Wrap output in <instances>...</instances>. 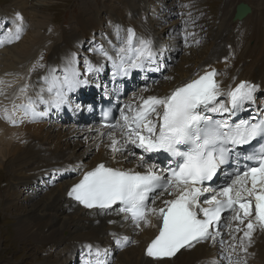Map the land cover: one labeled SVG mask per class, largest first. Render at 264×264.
I'll return each instance as SVG.
<instances>
[{
    "label": "snow or ice",
    "instance_id": "snow-or-ice-1",
    "mask_svg": "<svg viewBox=\"0 0 264 264\" xmlns=\"http://www.w3.org/2000/svg\"><path fill=\"white\" fill-rule=\"evenodd\" d=\"M23 21L22 14L16 13L13 27L0 35V47L21 39ZM117 38L120 39L119 29ZM184 39L187 43L188 37ZM152 45L150 39L137 38L129 28L127 37L115 49V56L103 46L92 51H98L112 63L114 75L126 77L135 69L145 70L146 65L155 63L157 53ZM36 67L44 65H34L32 71ZM84 67L87 75L102 71L103 65H94L86 58ZM60 72L57 75L56 69H49L48 75L42 78L46 88L37 93L36 99L27 96L26 103H13L11 113L5 110V119L15 125L24 118L46 115L47 111L37 113V101L60 109L67 103L68 93L88 83L87 79H81L75 53ZM218 75V70L210 67L170 94L141 96L135 107L127 104L120 109L119 120L105 124L110 138L107 147L113 159L117 153L126 151L134 156L131 145L144 154L167 153L171 157L168 167L148 163L150 156L146 158V155L139 157V165L146 169L143 172L100 163L84 172L68 192L79 204L101 214L118 205V213L123 214L125 221L131 220L137 229L142 224L151 225L152 217L158 218L159 233L146 248V255L158 262L175 257L182 249L210 241L220 245L216 264H247L240 253H248L257 227L264 230V112L233 122V117L244 111L246 105L255 103L259 86L240 81L234 87L225 88ZM27 88L25 85L21 92L26 93ZM17 111L21 113L19 118ZM254 142L259 144V150L250 151L244 157L253 164H245L243 170L233 167L225 174L226 183L218 189L211 187L209 182L234 157L239 158L237 150L252 147ZM165 196L170 198L164 199ZM158 198L163 207L155 206ZM228 212L231 214L224 217ZM225 234L228 239L224 238ZM113 236L119 247L130 242L127 236L115 233ZM86 248L93 258L85 264H108V249L96 247L93 251L92 244Z\"/></svg>",
    "mask_w": 264,
    "mask_h": 264
},
{
    "label": "bare ground",
    "instance_id": "bare-ground-1",
    "mask_svg": "<svg viewBox=\"0 0 264 264\" xmlns=\"http://www.w3.org/2000/svg\"><path fill=\"white\" fill-rule=\"evenodd\" d=\"M15 2L18 3V6L21 7L20 8L21 10H25L24 6L29 5L27 3V0H23V1L15 0ZM234 3H235L234 0H225V2L223 3L218 25L216 26V29L212 33V37H211L212 43L216 41H221L219 48L214 49V52L223 53L225 51L223 62L232 65L234 69V76H230L231 79L237 76V79L247 78L253 81H260L261 83L260 85L262 88L258 90V93L261 94L262 98L264 99V93L261 92L262 90H264V5L263 4L260 5V8L256 10L257 13L255 14L249 13L250 15L248 17H243L240 20H235L233 19L235 13V5H236ZM134 5L136 4L134 3ZM26 10H27V12L25 13L26 23H24V27H26L27 24L29 25L30 30H28L27 33L24 34V36L19 41L7 45L6 47L5 46L0 47V118H1L0 120H2V123H0V152L4 156L3 162L5 163L6 161L7 168L10 170L13 169L12 171L13 173L16 170L15 166L18 165H20V170L17 169L19 170L18 172L19 174H25L26 172L29 173V176L28 178L26 177V179L24 177H18L13 179L14 180L13 186H15L16 191L11 192L13 194L7 197V203L8 204L12 203L14 200L13 198L19 195L20 197H22L23 194H25L28 197L31 196L30 198H32L33 195H35L37 192L42 190L41 187L37 185L34 186L32 180L36 176V174L39 173L40 169L49 168L51 166H62L65 162L70 163L69 164L70 166H75L74 164L76 163L78 156L83 158L82 159L83 170L89 169L95 162H100V161H106L108 165L115 166L116 168H121V169L126 168L137 171L144 168L143 166L139 165V159L132 161V163L127 161L126 158H130L131 156L128 154L127 151L123 153H117L115 155V159H113V153L111 152V149L109 151L108 149H105L103 147V143L100 144L101 146L99 145L100 150L98 149L96 151L95 153L96 155L91 160L86 161L84 158L87 152L85 151L86 149H84L83 151L81 150L79 155H76L78 154V151L77 153L76 152L74 153L75 150L72 149L77 147L78 148L77 150H80V148L82 147L81 143L76 142V144H74V146L72 147L70 145L71 141L64 140L62 142V139L66 138L67 136L65 137V135H61L58 130L59 126L54 123L51 124L52 123L51 121H50L51 123L45 122L48 123L49 125L48 129L44 130V128L47 127L46 124L43 123L41 124L42 126H38L39 125L38 124L25 130L23 129L25 128L23 122L26 120V118H24L22 123L18 122L15 125L12 124L9 120L5 119V110L11 113L13 108V103L22 104L20 103L22 102L21 95L22 94L24 95L25 92H21V89L23 87L17 88L15 86L16 85L25 86L26 85L25 82L21 83L23 82L22 79L29 77L28 84L30 89H33L32 86L34 81H37L39 79L38 75L40 72L38 73L32 72L29 76H27L28 68H25L24 62H26L29 59V57L34 53V51L37 50V49L34 50L35 48L34 42L36 39H38L39 31L42 30V27L46 25L44 19L45 16L41 14L40 11L41 9L33 5L26 7ZM14 19L15 17L13 15L9 14L8 12H3V10H0V28L2 27L4 22L9 23V26L13 27ZM229 19H232L231 21L234 22L244 20L253 23V25L251 26L248 25V27L244 26L241 29H237V31L235 32L232 28L233 26H231V22L229 21ZM86 22H89L88 27L89 26L93 27L95 24L98 23V21H93L92 23L91 21H85V23ZM120 24L122 26V23ZM142 26L145 27V25ZM145 28L146 29H140L138 31L149 33L150 30L147 31V27ZM174 29L175 27L172 23L168 27L166 26V28H164L162 31L155 34L154 32L152 33L154 36L158 35L159 40H161V38L165 34L167 33L172 34L174 32ZM57 36L58 35H56V37ZM66 41L68 40L66 39ZM71 44L67 46H70ZM175 44L176 43H173V45H167L165 42H163L162 44L158 43V47L160 48L161 51L159 53V57L162 58V61L163 58L167 56L166 54L169 55V52L175 49ZM75 46L76 45H72L71 47H69L70 48L69 51H72L74 49L73 47ZM169 46H171V48H169ZM3 49L6 50H4L3 52L2 51ZM31 51L33 52L31 53ZM211 51H212V47L210 46L207 48V52L205 55L207 56ZM173 56L175 57V55H170V57L172 58ZM206 56L202 61L192 60L189 58H183V61L184 63L185 62L193 63L197 61L198 64H196L195 67H197L198 65H200L201 67V65H207V64H212L211 66H216V64L213 61H209L208 59H206ZM198 57L199 56H197V59ZM57 60L58 59H55L54 57L52 59L50 58L46 60L47 66L45 68L46 72L45 70L44 72L48 74L49 69H53L56 66L58 67V65L55 64V61ZM159 68L160 70H166L168 69V66H165L164 68L161 67ZM183 70L184 73L173 77V80L175 82L170 86L167 81H161V83H159L158 85H152L154 88L152 89L151 93L157 94L159 93V91H163V90L170 91L174 87L182 83L185 79L192 77L191 74L193 72V68L187 67L185 69L183 68L178 69V71H183ZM201 71H204V67H202L199 70V72ZM218 72L219 75L217 79H219L222 82V86H225V83H227V81L225 80L224 76L221 75L219 70ZM172 73L173 72H171V74ZM169 74L165 72V75H169ZM37 86L38 89H40L41 85L39 83H37ZM111 87L114 90L116 88V84L114 83L113 86L109 84L106 87V91L109 92V90H111ZM97 99H98L97 93L91 94V97L89 99L90 103H87L89 105V109L87 111H83V113L79 115L80 118H82L83 120L84 118L87 119L89 118L91 120H94L96 112L95 109L91 107V103L96 101ZM36 108L39 109L41 107H39L38 104H36ZM43 111H46V109H44ZM20 116L21 113L17 111L16 117L19 118ZM20 128H22L23 130H21ZM94 129H98L97 130L98 133H94L93 131ZM87 130H84L86 131L85 136L87 138L90 137V139L92 138L93 139L92 142L107 138L106 144L110 143V138L105 137L109 129H102L98 125L97 126L93 125L91 129V131L93 132ZM18 131H21L22 133L15 135ZM67 131H68L67 133L70 134V136L72 135L75 136L81 133L79 129L78 130L68 129ZM92 133L96 134V136L93 135ZM22 135H26L27 137L21 138ZM22 139H28V140L27 142H24ZM26 143H32L34 145V149L31 151V153L29 154L27 153V155L29 156L25 158L24 156H22L23 154L21 148ZM10 144L12 145L9 148ZM70 146L72 148H70ZM87 146H88L87 148H89L91 147V144ZM222 175L223 172L220 171L219 179L222 177ZM76 179L77 178L73 176L60 179V183L57 189L48 193L44 197L41 204L39 203V201H36L33 204L34 206L39 208L32 210V213L29 212L25 213L24 210H22L23 214L17 220L23 232H27L32 237L39 236L38 234L42 226H50L48 231L49 235H52L54 233H56L57 235L60 234L63 235V232L66 231L65 236L67 237L68 245L65 250L67 251L64 253L62 257H58L59 261H57L54 264H67L71 259V254L74 252L75 249H77V246L82 244L83 242H88V238L92 236L94 237L96 236L99 240L104 241L109 246L113 247L111 231L121 232L123 234L131 235L132 238V242L126 248H124L123 250H116L119 251L117 252L116 255V260H115L116 264H206V263L216 264L217 256H218L217 250L220 249V245H217L216 247H211V246L209 247L207 246L208 242H205L203 244H198L188 251L181 250L176 254L175 257L171 259L166 258L162 262H158L154 259H151L146 255L145 242L153 234V232L156 231L159 225V221L158 223H155L156 217L151 218L152 219L151 225L142 224L141 227L137 229L132 224L131 220L125 221L123 219V214L108 213L102 217L94 216L93 215L94 210L87 209L79 204L78 206L72 205L71 198L66 195V191L68 187ZM212 187L218 189V187H214V186ZM21 191H24V193L19 194ZM26 196L22 197L23 198L22 200L25 202H27V200L30 199ZM168 198L170 197L168 196L164 197V199H168ZM21 204H23V202L17 203V205H21ZM4 206H6V204ZM155 206L157 207L162 206L161 199L159 198L157 199ZM109 221H115V223H109ZM107 226H109V228H107ZM78 230L79 232L77 233ZM45 237L46 234H43V236H41V238H45ZM64 240L66 239L63 238L62 242L60 240H58L57 242H61L59 244L64 245ZM57 242L54 243L52 241V244L51 245L48 244L46 247L49 248L50 252H54L52 256L55 257H57V255L60 254L63 250V247L62 248L58 247ZM100 248L105 249L106 244L103 245L100 244ZM252 251L254 253L253 255L251 254ZM244 255L247 264H259V263L264 264V237L263 236L259 237L255 246L251 247V249L248 251V255L246 256L245 253Z\"/></svg>",
    "mask_w": 264,
    "mask_h": 264
},
{
    "label": "rangeland",
    "instance_id": "rangeland-1",
    "mask_svg": "<svg viewBox=\"0 0 264 264\" xmlns=\"http://www.w3.org/2000/svg\"><path fill=\"white\" fill-rule=\"evenodd\" d=\"M179 1L180 0H176V1L174 0H136V1L135 0H27V3L29 5H26V6L22 5L24 6L25 10H21L20 9L21 7L18 6V3L15 2V0H0V10H3V12H8L9 14L15 17V14L9 11L16 8L18 12L24 16L23 23H26V15H25V13L27 12L26 7L30 5L36 6L39 9H41L40 10L41 14L45 16L44 19H45L46 25L43 26L42 30L39 31L38 39H36L34 42L35 43L34 50L35 49L37 50H35L34 53L29 57V59L26 62H24L25 68H28L27 63L30 62V64H33L34 60H37V56L40 54V52L44 51L43 48H45L46 51H48V53L46 54L44 58L45 60H48L50 58L52 59L53 57L55 59H58L61 55L65 54L66 52H70L69 47H71L72 45H76L78 41H84V40L86 41V38H88L89 42L94 41V40H102L103 34L98 38V35H96L95 33L101 32V29H104L103 24L108 22L109 18H110V21H114V23L111 25V29L120 30L126 26H130L129 24H131V25H136L140 29H146L145 27H147V31H148V30H151V27L149 26V24H147V21L143 17V13L146 12V9H147V12L144 14L145 17H147V20L149 19L148 14L150 11L151 12L150 20L152 21V23L156 24V28L152 29V32H154V34L162 31L164 28H166V26L168 27L172 23L175 27V24L179 25L178 19H174L176 12L179 11V7L182 5V2L179 3ZM185 1H186L185 5H189V7H191L189 9H192L193 11L191 14L187 15L188 20H190V22L193 21V23L189 22V25L191 24L194 25V23H197L198 29H200L201 31L200 37L202 38L199 40L200 44L198 43V47L195 46L193 49H189V50L184 48V50L182 49L180 52L181 43H180L179 35L178 36L176 35L177 32L176 33L173 32L172 34H169V33L165 35L163 34L164 36L161 38L160 43L165 42L167 45H173V43H176L175 49L173 51H170L169 55L166 54L167 56L163 58L162 62H159V67L164 68L165 66L169 67L168 61L174 59L172 68L168 72H166L167 74H169L170 72V74L164 75V81L170 80V82L172 83L174 81L173 77L184 73V70L178 71V69L180 68L185 69L187 67H191L194 69L195 65L198 64L197 61L204 60L206 56L205 54L207 52V48L211 46L212 51L206 56V59H208L209 61H213L216 64V67L220 71L221 75L224 76L227 83L230 82L232 80L230 76H234L233 66L223 62L225 51L223 53L214 52V49L219 48L221 41H216L212 43V40H211L212 33L215 31L216 26L218 25L219 17L221 15V9H222V6L225 0H185ZM240 1L248 3L251 6L250 14L257 13L256 10L260 8V5L261 4L264 5V0H258V1L257 0H252V1L234 0L235 2L234 4H237ZM134 3L136 5H134ZM162 7H165L167 9L164 11ZM164 12H167L166 16L164 15ZM250 14H247V16L245 17H248ZM231 20L232 19H229V21L231 22V26H233L232 28L235 32L237 31V29H241L244 26L248 27V25L249 26L253 25V23H250L244 20L237 21V22H234ZM85 21H91V23L93 21H98V23L95 24L93 27L92 26L88 27L89 22L85 23ZM4 23L7 24V22H4ZM4 23L2 27H4ZM116 23H118L119 25ZM120 23H122L123 27L121 26ZM142 25H145V27ZM108 31H110V28H108ZM56 35L58 36L56 37ZM110 37L112 38L113 35ZM194 37L191 38L192 41L196 40L197 39L196 37H198V35L195 33ZM68 38L69 39L71 38L70 41ZM66 39L68 41H66ZM69 44L71 45L67 46ZM169 48H171V46H169ZM4 50L6 49H3L2 51L4 52ZM32 52L33 51H31V53ZM37 52H39V54H37L35 57V54ZM170 55H175V57L173 56L172 58L170 57ZM197 56H199L198 59H197ZM183 58H189V59L197 60V61L193 63L185 62L186 63L185 64L183 61ZM36 70L38 71H30L28 68L27 76H29L32 72L38 73L41 71L40 69H36ZM171 72L173 73L171 74ZM165 77H168V79H165ZM22 80L23 82L21 83L25 82V84H28L29 77L23 78ZM15 87L24 88V86H17V85ZM261 92L264 93V90H262ZM22 97H23V94L21 95V98ZM87 103H90L89 100ZM36 111L37 113L44 112L43 109L41 108L39 109L36 108ZM37 117L38 119H36L35 121H32V120L35 119L36 117L26 118V120L23 122L25 125V128L23 129L26 130L38 124H39L38 126H42L41 124L45 122H48V123L52 122L51 124L54 123L58 125L59 126L58 130L60 134L65 135V137L67 136L66 138L62 139V142L64 140H69L71 141L70 145L72 147L74 146V144H76V142L81 143L82 147L80 148V150H77L78 149L77 147L72 148L70 146V148L75 150L74 153L75 152L77 153L78 151V154L76 155H79L81 150L83 151L84 149H86L85 151L87 152L84 157L86 161L91 160L96 155L95 153L100 148L101 146L100 144L102 143L105 149H108V151L110 150V148L107 147L108 144H106L107 138L92 142L93 140L92 138L90 139V137L87 138L85 136L86 131L84 130H87V128L89 127L87 131H91L92 126H93L89 123V121H85L84 123L77 124V125H76V122H77L76 120H74L75 122L66 121L61 124L62 117H56L54 120L48 119L49 117H47V115H43V116L39 115ZM0 123H2V120H0ZM48 123H45L47 128H44V130L49 128ZM95 125L96 124H94V126ZM20 129L23 130L22 128ZM68 129H71V130L79 129L81 133L75 136L74 135L70 136V134L67 133ZM97 130L98 129H94L93 130L94 133H98ZM94 133L92 134L96 136V134ZM106 135L105 137H108V135L107 136ZM25 137L27 136L26 135L21 136V138H25ZM22 140L24 142H27L28 139H22ZM12 144L9 145V148L11 147ZM90 144H91V147L87 148L88 147L87 145H90ZM33 149H34V145L32 143H26L21 148V151L23 154L22 156H24L25 158L28 157L29 155H27V153L28 154L31 153ZM135 155L130 156V158H126V160L132 163V161L139 159V158H136ZM80 159H83V158L78 156L77 160H80ZM3 161H4V156L0 152V264H49V263L54 264L56 263L57 261H59L58 257H62L64 253L67 251L65 250L68 245V242H67L68 240H67V237L65 236L66 231L63 232V235L61 234L57 235L56 233L49 235L48 231H49L50 226H42L38 234L39 236L32 237L27 232H23L17 220L20 216H22L23 214L22 210H24L25 213L26 212L32 213V210L39 208V207L34 206L33 204L36 201H39V203L41 204L44 197L48 193L57 189L60 183V180L55 185L49 187L47 190L42 189L39 192H37L35 195H33L32 198L28 199L27 202L22 200L23 199L22 197L25 196V194H23L22 197H20V195L16 196L15 198H13L14 199L13 202L8 204L7 197L13 194L11 192L16 191L15 186H13V182H14L13 179L18 178V177H24L26 179V177L28 178L29 173L26 172L25 174L27 175L19 174L18 172L20 170V165L15 166L16 170L14 169L15 172L13 173L12 172L13 169L11 170L8 169L6 166V161L5 163ZM59 179H61L60 176H59ZM21 193H24V191H21L19 194ZM21 201L23 202V204L21 205H24V206L17 205L18 202L22 203ZM5 204L6 206H4ZM79 222H80V219H79ZM107 228H109V226H107ZM78 232L79 230L77 231V233ZM43 234H46L45 238H41ZM63 238L66 239L64 240V245L62 244L60 245L59 243L63 241ZM58 240H60L61 242H57ZM90 240L100 242V243L104 242V241L99 240L96 236L89 237L88 241ZM52 241L54 243L57 242L58 247L60 248L63 247L62 252L58 254L57 257L52 256L54 252H50L49 248H46L48 244L50 245L52 244ZM117 252L115 253L114 256L117 255ZM112 264H116V261L113 262Z\"/></svg>",
    "mask_w": 264,
    "mask_h": 264
},
{
    "label": "water",
    "instance_id": "water-1",
    "mask_svg": "<svg viewBox=\"0 0 264 264\" xmlns=\"http://www.w3.org/2000/svg\"><path fill=\"white\" fill-rule=\"evenodd\" d=\"M251 12V7L244 2H240L235 7V13L233 19L240 20Z\"/></svg>",
    "mask_w": 264,
    "mask_h": 264
}]
</instances>
